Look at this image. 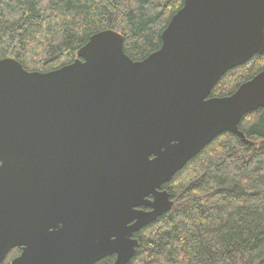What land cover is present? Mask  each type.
Wrapping results in <instances>:
<instances>
[{
    "label": "water",
    "instance_id": "water-1",
    "mask_svg": "<svg viewBox=\"0 0 264 264\" xmlns=\"http://www.w3.org/2000/svg\"><path fill=\"white\" fill-rule=\"evenodd\" d=\"M161 38L141 60L110 28L54 70L0 59V260L29 235L52 264L67 244L76 264L114 252L129 264L134 233L174 205L164 184L219 134L246 138L239 122L264 107V69L210 95L264 53V0H184Z\"/></svg>",
    "mask_w": 264,
    "mask_h": 264
},
{
    "label": "trees",
    "instance_id": "trees-1",
    "mask_svg": "<svg viewBox=\"0 0 264 264\" xmlns=\"http://www.w3.org/2000/svg\"><path fill=\"white\" fill-rule=\"evenodd\" d=\"M184 0H0V59L30 71L69 64L96 32L120 31L141 60ZM264 69V53L229 70L210 96H228ZM192 157L163 189L172 208L135 233L129 264H264V107Z\"/></svg>",
    "mask_w": 264,
    "mask_h": 264
},
{
    "label": "flooded vegetation",
    "instance_id": "flooded-vegetation-1",
    "mask_svg": "<svg viewBox=\"0 0 264 264\" xmlns=\"http://www.w3.org/2000/svg\"><path fill=\"white\" fill-rule=\"evenodd\" d=\"M1 165V162H0ZM14 183L12 182V188L14 187ZM11 188V192H13L14 188ZM0 197L2 200H5L3 194L0 193ZM63 199V197H62ZM149 199H152L150 196ZM75 206V205H70ZM142 209L149 210L150 207L140 206ZM63 223L59 222L58 226H62ZM72 234V231H70ZM95 235V233H94ZM134 238H137L135 236V233L133 235ZM25 240V243H20L12 246L7 253L5 254L4 258L0 260V264H52L54 261L52 259H46V256L41 252L44 248V245L40 244L39 242L33 243V239L29 235H25L22 238ZM67 240L71 241L74 240V236L69 235L66 237ZM85 239L91 242L94 238L92 237V232L90 230H86L85 232ZM27 250L30 252V255H28L26 258H22L23 253ZM75 247L72 246V244L65 245V248H63L62 251V260L60 264H76L77 261L74 256ZM117 259V253H111L107 254L105 257L99 259L98 261L92 262L90 264H114Z\"/></svg>",
    "mask_w": 264,
    "mask_h": 264
},
{
    "label": "bare ground",
    "instance_id": "bare-ground-1",
    "mask_svg": "<svg viewBox=\"0 0 264 264\" xmlns=\"http://www.w3.org/2000/svg\"><path fill=\"white\" fill-rule=\"evenodd\" d=\"M157 219V218H156Z\"/></svg>",
    "mask_w": 264,
    "mask_h": 264
}]
</instances>
